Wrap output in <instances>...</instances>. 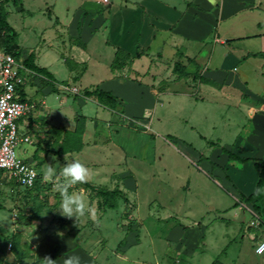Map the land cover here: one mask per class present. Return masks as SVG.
I'll return each instance as SVG.
<instances>
[{"label": "rangeland", "instance_id": "374dc122", "mask_svg": "<svg viewBox=\"0 0 264 264\" xmlns=\"http://www.w3.org/2000/svg\"><path fill=\"white\" fill-rule=\"evenodd\" d=\"M83 2L94 5L86 8L85 22L89 18L92 21L95 12L100 16L105 13V25L108 26L109 14L113 13L114 7H108L102 0H21V5L30 13L26 10L18 12L11 1L4 6L9 24L18 33L20 49L24 52L30 48L38 53L39 48L35 45L43 38L40 33L53 30L54 17L63 18L66 13L70 18L73 8ZM109 2L116 5L117 0ZM67 7H71L70 10ZM250 18L257 16L253 14ZM238 19L237 15L223 26L237 24ZM98 32L101 35L96 36L102 39V33ZM213 34L214 31L204 38L203 44H212ZM233 34L238 37L242 33L238 30ZM150 48L158 51L155 43ZM138 50L136 48V52ZM171 50L169 45L166 46L160 59L163 72L151 70L155 60H149L152 58L149 51L147 54L138 51L133 59L117 58L112 65L105 55L100 57L105 68L102 80L111 72L115 77V88L107 92L114 96L121 90L130 104L136 94L129 86L123 87L126 81L144 84L155 100L162 103L156 105L155 113L147 111L131 120L123 118L116 107L110 109L105 105L107 113L100 114L101 118L91 117L88 123L80 121L75 131L67 132L62 128L58 132L44 124L30 122L36 102L29 100L32 105L30 118L22 120L24 124L29 121V141L16 151L21 157L28 155L27 160L37 169L39 178L33 186L23 187L9 173L0 171V264H47L46 258L63 264L64 258L73 254L80 257L81 264H156V261L159 264H209L228 243L227 238L232 239L228 231L233 220L232 203L237 196L216 173L217 168L226 172L228 166H222L208 155L215 151L228 156L218 149V143L221 146L229 144L233 133L220 118L229 122L226 108H233L234 100L227 99L225 94L219 97L222 103L216 96L214 100L218 103L207 105L200 101L196 84L200 77L193 76L195 71L198 73L193 64H185L181 75L174 76L176 79L170 77ZM108 51L110 54L111 48L108 47ZM96 53H99L98 49ZM232 60L225 61L226 71L240 68L239 62ZM18 62L21 86L27 94L30 89L36 91L39 87L49 86L60 96H82L87 89L78 86L93 82L87 74L75 83L74 77L70 82L51 83L45 77L37 78ZM36 62L41 64L40 58ZM209 63L211 68L214 62ZM122 66L127 70L119 73L113 70ZM228 89V93L234 92L233 88ZM169 90L172 93L167 94ZM178 92L181 93L175 94ZM53 94L47 92L50 95L47 102H53ZM31 97L38 99L40 95ZM174 99L178 101L176 104ZM98 102L104 105L102 100ZM123 111L128 113L127 108ZM202 152L204 155L193 157L192 153ZM72 160H79L88 167L87 181L96 188L122 191L116 208L98 209L94 192L77 183L70 191L83 193L91 211L85 217L60 215L56 210L60 207V195L53 183L43 178V173L48 164L54 163L59 172ZM204 161L210 164L206 171L203 170ZM256 218L258 215H253L250 227L256 226ZM240 226L237 238L245 234L246 224L240 223ZM260 226L263 225L256 227ZM196 229L202 237L179 233ZM246 241H249L247 237ZM232 246L227 247L226 253H231Z\"/></svg>", "mask_w": 264, "mask_h": 264}, {"label": "crops", "instance_id": "0c3cea01", "mask_svg": "<svg viewBox=\"0 0 264 264\" xmlns=\"http://www.w3.org/2000/svg\"><path fill=\"white\" fill-rule=\"evenodd\" d=\"M102 1L108 7H114L113 13L109 14L108 26L105 25L107 22L105 13L100 16L95 12L92 16L93 20L90 21L89 18L88 22H85L88 11L86 8L94 5L83 2L73 8L70 18L66 13L63 18L57 15L54 17L53 30L40 33V37H43L42 43L39 41L35 45V48H39L38 53L34 50L30 51V48L24 52L20 49L18 33L9 24L4 6L6 20L16 33V44L21 56L19 61L21 62L29 53H32L34 64L44 67L52 74L54 80L48 79L51 83L70 82V79L73 80L72 77L76 78L75 83L90 74L93 78L92 84L79 85L80 89L94 88L108 91L115 88V81H113L115 77L110 67L111 75H108V79L102 80L101 76L105 70L100 61L102 54L112 65L117 53L128 54L130 59H133L139 52L147 54L149 51L148 54L152 57L149 60H155L151 70L163 72L160 70V63H162L160 59L165 54V47L169 45L172 48L169 53L170 56L172 55L171 62H168L171 63L170 77L174 78L175 75L179 77L185 64H193L198 69V73L197 71L194 73L200 77L196 83L199 86L197 94L200 96V101L207 105L214 102L222 103L219 97H224L225 94L227 99L234 100L233 108H226L229 122L226 123L220 118V122L229 128L233 136L228 140L229 144L221 146L218 143V149L221 150L220 147H223L240 158L252 157L264 160V0H117L116 5L111 4L109 0ZM14 6L18 12L26 10L30 13L21 5V0H17V5ZM70 8L67 7L68 10ZM50 14H48L49 18H51ZM253 14L257 18H250ZM237 15L239 16L237 24L230 23L229 27L223 26L224 22H230ZM237 26L239 29L236 28ZM30 29L34 31L33 28ZM99 30L102 33V39L96 36L101 35ZM238 30L242 34L236 37L233 32ZM213 31V43L203 44L205 42L203 39L211 35ZM236 38H238L237 42ZM244 38L247 39L241 40ZM153 43L157 44L158 51L151 50ZM91 47L93 53L90 51ZM108 47L111 48L110 54ZM136 48L139 52H136ZM97 49L99 53H96ZM39 58L41 64L36 62ZM230 59L239 62L240 68L233 67L232 71H226L225 61ZM210 61L214 62L211 68H209ZM175 63L180 65L177 73L172 71ZM25 69L37 78L43 77L26 67ZM113 70L119 73L127 69L122 66ZM184 72H186L185 69ZM137 84L126 81V85L123 86L125 89L129 86L135 91L136 96L130 99V104L121 90L114 94L115 107L120 110L123 118L132 120L143 116L147 111L155 113L156 105L161 103L155 100V96L146 85ZM230 87L234 89V92H227ZM50 89L49 86L39 87L36 91L30 89L27 94L25 87L23 88L25 99L36 102L34 117L30 122L44 124L47 128L58 132L62 128L70 132L79 127L80 121L88 123L91 117L101 118L100 114L107 113L106 106L100 104L99 99L94 96H60ZM47 92L54 93L52 103L47 102L50 98ZM166 93L172 92L169 90ZM179 93L181 92L175 94ZM33 94H39L40 97L34 99L31 97ZM214 96L217 97L218 102L214 100ZM177 102V99L173 100V103ZM124 108H127L128 113L123 111ZM30 115L18 121L19 132L22 135L30 134H28L29 121L26 124L22 121L24 118H30ZM22 151L25 149L22 148ZM192 154L194 158H197L199 154L204 155V152ZM27 156L26 154L24 157L26 160ZM208 158L217 160L224 167L228 166L226 172L217 168L216 173L222 177L230 192L237 196L232 205L241 195L248 196L255 191L259 170L253 161L240 164L236 161L231 162L227 155L215 151L212 155H208ZM203 164L204 171L210 168L207 161ZM262 194L263 202H258L256 207L252 203H247L239 204L232 209L233 220L231 230L228 231L232 239L227 238L228 243L218 251V255L209 264H264V253L256 255L258 253L255 254L254 251V247L264 239V224L262 223L263 226L260 227L249 226L253 215H258L260 220L264 219V186ZM240 223L246 224L245 234L237 238V233L242 228ZM205 229L206 233L207 228ZM179 233L181 235L191 233L195 238L202 237L197 229L189 232L179 231ZM185 238L187 239L186 235ZM252 240L254 244H250ZM231 244H233L232 251L228 254L226 250ZM155 263L159 264L157 261Z\"/></svg>", "mask_w": 264, "mask_h": 264}, {"label": "built area", "instance_id": "2783aa9c", "mask_svg": "<svg viewBox=\"0 0 264 264\" xmlns=\"http://www.w3.org/2000/svg\"><path fill=\"white\" fill-rule=\"evenodd\" d=\"M105 1V0H104ZM21 65L14 56L0 48V171H6L23 187L33 186L39 178L35 166L17 154V148L29 141L19 132L18 121L30 115L32 105L21 97ZM75 91V89H74ZM256 225L262 220L256 218ZM255 253H264V239L254 247Z\"/></svg>", "mask_w": 264, "mask_h": 264}, {"label": "trees", "instance_id": "16d2710c", "mask_svg": "<svg viewBox=\"0 0 264 264\" xmlns=\"http://www.w3.org/2000/svg\"><path fill=\"white\" fill-rule=\"evenodd\" d=\"M12 2L14 5H17V0H0V48L5 51L6 53H9L14 56L15 60H20V51L16 44V33L15 31L9 26L7 20H6V12L4 9V5L7 2ZM127 58L129 57L128 54L125 53H117L114 57L113 62L117 58ZM22 64L29 70L34 71L35 73L50 79L54 80L52 74L47 71L44 67H39L34 64L33 62V54L29 53L25 59H23ZM119 66V64H118ZM179 63H175L173 66L172 71L174 73L178 72ZM193 76H196V73L193 74ZM18 91L22 98L25 99L24 90L22 86H18ZM83 95L85 97L95 96L96 98L103 101L104 105H106L109 108H114L116 104V99L114 96H112L107 91H102L98 89L94 90H86L83 92ZM210 145H213V143H209ZM222 152L228 154L229 158L236 159L239 162H247V161H254V165L259 170L258 174V181L256 184V189L253 193H251L248 196L241 195L237 202L233 204L234 207L238 206L239 204H247L252 203L254 207H256V204L258 202H263V194L262 189L264 186V160L263 159H256V158H240L234 155L232 152L228 151L225 148H221ZM38 180V179H37ZM81 184V183H79ZM85 188L89 189L90 191L94 192L95 197L97 198V208L98 209H107V208H116L118 206V196L121 194L122 191L119 189H100L96 188L94 185L89 183L88 181L86 183L81 184ZM264 224V219L262 220Z\"/></svg>", "mask_w": 264, "mask_h": 264}, {"label": "clouds", "instance_id": "9594fccd", "mask_svg": "<svg viewBox=\"0 0 264 264\" xmlns=\"http://www.w3.org/2000/svg\"><path fill=\"white\" fill-rule=\"evenodd\" d=\"M89 177L88 167L79 160L66 162L58 172L54 163L48 164L43 178L51 183L60 195V207L56 210L66 218L85 217L91 211L87 197L83 193L71 192L70 188L77 183H86ZM47 259V264H56L55 260ZM63 264H81L78 255H69Z\"/></svg>", "mask_w": 264, "mask_h": 264}]
</instances>
